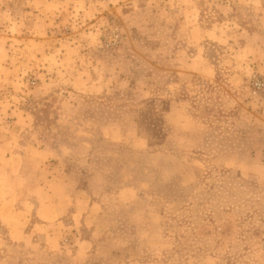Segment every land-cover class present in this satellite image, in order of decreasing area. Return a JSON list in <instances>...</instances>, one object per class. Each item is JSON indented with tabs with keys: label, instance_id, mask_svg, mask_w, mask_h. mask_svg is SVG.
Returning a JSON list of instances; mask_svg holds the SVG:
<instances>
[{
	"label": "rangeland",
	"instance_id": "374dc122",
	"mask_svg": "<svg viewBox=\"0 0 264 264\" xmlns=\"http://www.w3.org/2000/svg\"><path fill=\"white\" fill-rule=\"evenodd\" d=\"M0 264H264V0H0Z\"/></svg>",
	"mask_w": 264,
	"mask_h": 264
},
{
	"label": "built area",
	"instance_id": "2783aa9c",
	"mask_svg": "<svg viewBox=\"0 0 264 264\" xmlns=\"http://www.w3.org/2000/svg\"><path fill=\"white\" fill-rule=\"evenodd\" d=\"M261 85H262V83L256 81L255 86L260 87ZM256 90H257V89H256Z\"/></svg>",
	"mask_w": 264,
	"mask_h": 264
},
{
	"label": "crops",
	"instance_id": "0c3cea01",
	"mask_svg": "<svg viewBox=\"0 0 264 264\" xmlns=\"http://www.w3.org/2000/svg\"><path fill=\"white\" fill-rule=\"evenodd\" d=\"M226 1H229V2L231 1V2H232L233 0H226ZM9 159H10V158H9Z\"/></svg>",
	"mask_w": 264,
	"mask_h": 264
}]
</instances>
